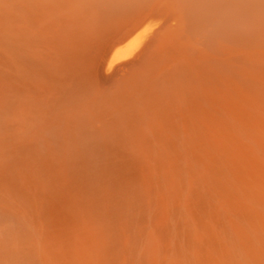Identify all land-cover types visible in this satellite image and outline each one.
Here are the masks:
<instances>
[{"label":"bare ground","instance_id":"obj_1","mask_svg":"<svg viewBox=\"0 0 264 264\" xmlns=\"http://www.w3.org/2000/svg\"><path fill=\"white\" fill-rule=\"evenodd\" d=\"M0 264H264V0H0Z\"/></svg>","mask_w":264,"mask_h":264},{"label":"rangeland","instance_id":"obj_2","mask_svg":"<svg viewBox=\"0 0 264 264\" xmlns=\"http://www.w3.org/2000/svg\"><path fill=\"white\" fill-rule=\"evenodd\" d=\"M120 5L126 6L124 3ZM87 9L88 13H85L83 20L71 21L67 33L68 42L76 47L88 46L89 44L91 46L96 45L102 53H107L108 62L114 60L116 63L120 62L121 64L126 62L125 60L132 59L134 54L136 56L137 49H141L146 45L150 33L158 29L159 24L162 22V18L153 16L146 25L125 38L130 26L128 24L122 25V22H119L117 26L113 27V18L109 16V12L102 7L101 3L89 2ZM122 38L124 39L121 41Z\"/></svg>","mask_w":264,"mask_h":264}]
</instances>
